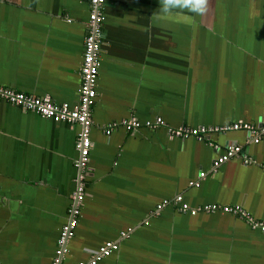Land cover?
<instances>
[{"label":"crops","instance_id":"0c3cea01","mask_svg":"<svg viewBox=\"0 0 264 264\" xmlns=\"http://www.w3.org/2000/svg\"><path fill=\"white\" fill-rule=\"evenodd\" d=\"M162 9L161 0H106L90 170L63 264L108 240L119 248L97 264H264V231L173 201L241 205L264 221V136L181 138L166 127L264 126V0H210L203 15ZM89 13V0H0V85L77 107ZM157 117L166 126L146 125ZM131 118L142 126L127 129ZM80 130L0 100L4 264L52 263L74 201ZM229 145L241 151L214 169Z\"/></svg>","mask_w":264,"mask_h":264},{"label":"built area","instance_id":"2783aa9c","mask_svg":"<svg viewBox=\"0 0 264 264\" xmlns=\"http://www.w3.org/2000/svg\"><path fill=\"white\" fill-rule=\"evenodd\" d=\"M106 0H89L90 13L87 23V34L84 45V60L81 68L82 85L80 88V102L77 107H72L67 102L55 103L49 99L28 94L24 91H17L10 87L0 85V100H6L12 104L18 105L24 109L35 111L45 117L67 122H78L81 125V130L78 133L76 140V149L79 152V157L76 160L78 168L77 185L74 192V201L69 210V220L63 226L56 254L51 264H63V260L69 251L68 242L74 234V230L78 224V216L80 207L86 193L87 176L90 170L89 157L92 147L91 127H92V108L97 96V79L99 74V63L101 50L103 45V21L104 9ZM146 125L151 127L166 126L165 121L161 117H157L154 121H146ZM125 126L129 130H135L142 126V122L136 118H131L125 121ZM168 132L172 136L187 138L195 136L205 138L211 132H226L231 129H246L252 133L254 142H260L264 136V126H256L249 123H234L227 125H212V126H197L181 125L178 127L166 126ZM111 128H107L109 133ZM241 151L239 145H229L226 151L219 155L213 162V167L216 169L220 164L227 159L236 156ZM249 162V160H247ZM205 173L202 172L201 175ZM174 204L178 210L196 214L197 212H214L221 210L223 212L234 213L245 219L253 228L264 231V221L258 220L248 214L241 205H224L206 204L199 207H192L184 201L182 195L174 198ZM167 201L159 204L157 209H161ZM127 232H122L125 236ZM119 248L118 242L108 240L96 249L89 250V257L81 260L76 264H97L101 259L109 256L112 252ZM0 264H4L0 259Z\"/></svg>","mask_w":264,"mask_h":264},{"label":"clouds","instance_id":"9594fccd","mask_svg":"<svg viewBox=\"0 0 264 264\" xmlns=\"http://www.w3.org/2000/svg\"><path fill=\"white\" fill-rule=\"evenodd\" d=\"M161 2L165 13L173 9H187L195 14L203 15L210 7V0H161Z\"/></svg>","mask_w":264,"mask_h":264}]
</instances>
